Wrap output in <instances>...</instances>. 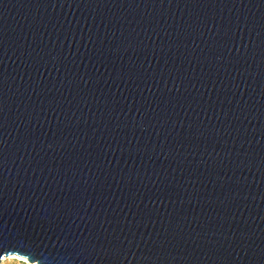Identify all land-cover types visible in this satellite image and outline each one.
<instances>
[{"label":"water","instance_id":"1","mask_svg":"<svg viewBox=\"0 0 264 264\" xmlns=\"http://www.w3.org/2000/svg\"><path fill=\"white\" fill-rule=\"evenodd\" d=\"M264 264V0H0V261Z\"/></svg>","mask_w":264,"mask_h":264},{"label":"rangeland","instance_id":"2","mask_svg":"<svg viewBox=\"0 0 264 264\" xmlns=\"http://www.w3.org/2000/svg\"><path fill=\"white\" fill-rule=\"evenodd\" d=\"M0 264H34L29 263L26 258L19 256V255H9L7 257H4Z\"/></svg>","mask_w":264,"mask_h":264},{"label":"bare ground","instance_id":"3","mask_svg":"<svg viewBox=\"0 0 264 264\" xmlns=\"http://www.w3.org/2000/svg\"><path fill=\"white\" fill-rule=\"evenodd\" d=\"M34 264H36V263H34Z\"/></svg>","mask_w":264,"mask_h":264}]
</instances>
